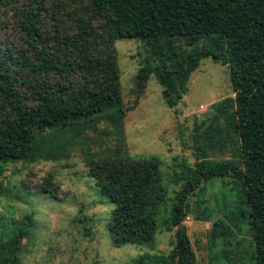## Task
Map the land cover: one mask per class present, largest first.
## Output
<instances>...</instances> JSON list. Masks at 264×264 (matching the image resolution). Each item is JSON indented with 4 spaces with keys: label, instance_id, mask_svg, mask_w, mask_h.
<instances>
[{
    "label": "trees",
    "instance_id": "16d2710c",
    "mask_svg": "<svg viewBox=\"0 0 264 264\" xmlns=\"http://www.w3.org/2000/svg\"><path fill=\"white\" fill-rule=\"evenodd\" d=\"M11 1L0 0V8ZM78 1H90L92 15L80 21L77 34L56 40L58 47L77 54L76 60L50 55L39 13H24L20 23L29 36V50L35 61L27 56L9 60L0 51V176L4 164L11 160L46 154L54 158L64 153L73 135L80 136L82 127L97 123L99 118L114 125L121 133L120 141H125L127 109L122 104L121 70L113 49L117 38L113 32L100 36L93 25L101 10V0ZM210 1L215 6L220 30L210 36L207 32L201 36L194 34L189 50L171 38L150 40L152 54L161 65L143 67L136 76L138 91L143 93L150 76L156 75L164 87L166 104L174 108L189 92L190 77L201 62L212 59L229 67L236 94L234 99L219 105L224 124L212 122L203 133V143L197 141L195 164H179L182 171L176 174L182 188L175 192L170 213V227L176 229L173 253L169 260L144 256L140 264H199L184 225L189 215L197 222L212 221L211 236L226 247H233L237 233L246 225L252 238V262L264 264V0ZM196 8L193 6L192 10ZM181 23L184 26L186 20ZM201 37L208 40L193 47V41L198 43ZM20 61L26 71L53 74L61 79L50 86L21 80L11 71ZM23 87L32 91L22 92ZM225 133L228 137L234 133L233 138L226 140ZM223 140L238 145V159L217 160L209 156L208 150ZM161 167L157 157L135 159L125 154L92 160L89 175L114 206L109 233L116 248L151 245L156 240L161 211L168 201ZM216 178L240 186L234 211L219 218L205 202L197 200L195 210L191 206V199ZM53 185V180L47 181L40 190L55 196ZM16 224L19 227L11 239L6 243L0 241V264H20L22 243L35 226L34 216ZM223 255L232 263L231 254L224 251Z\"/></svg>",
    "mask_w": 264,
    "mask_h": 264
},
{
    "label": "rangeland",
    "instance_id": "374dc122",
    "mask_svg": "<svg viewBox=\"0 0 264 264\" xmlns=\"http://www.w3.org/2000/svg\"><path fill=\"white\" fill-rule=\"evenodd\" d=\"M193 6L197 7L195 11ZM24 13L40 14L42 36L51 56L77 59L70 49L58 47L56 40L79 32L80 21L93 13L90 1L12 0L0 8V51L9 60L27 56L35 61L29 50V36L20 26ZM215 14L210 0H101V10L93 25L100 36L107 37L113 32L117 38L113 49L121 70L122 104L127 109L125 141H120L121 133L114 125L99 118L97 123L82 127L80 136L73 135L65 152L54 158L46 154L4 164L0 176V241L6 243L11 239L19 227L18 221L29 215L35 219L29 237L23 240L20 264H140L144 256L169 260L176 244V229L170 227L172 200L182 188L176 174L182 171L179 164H195L197 141L203 143V133L212 122L224 124L219 105L226 99H234L236 94L229 67L212 59L201 62L190 77L189 92L174 108L166 104L164 87L156 75L150 76L143 93L138 91L136 76L143 67L161 65L152 54L150 40L171 38L189 50L194 34L201 36L207 32L210 36L220 30ZM182 20H186L184 26ZM207 40L201 37L198 43L193 41V47ZM11 71L19 79L41 86H50L61 79L53 74L26 71L21 61ZM21 91L30 93L32 89L23 87ZM233 134L228 137L225 133L224 138L232 139ZM216 138L221 139L220 135ZM208 152L217 160L239 158L238 145L225 140ZM125 154L135 159L157 157L162 162L168 201L151 245L130 244L121 248L113 245L109 225L114 206L89 175L92 160ZM51 180L54 197L40 190ZM236 185L223 178L208 182L204 191L191 199L192 209H196V201L200 200L198 203H207L218 218L226 216L238 202L235 197L240 194V186ZM184 225L199 264H253L252 238L246 225L237 233L233 247L213 239L212 221L197 222L189 215ZM224 251L232 255V263L226 260Z\"/></svg>",
    "mask_w": 264,
    "mask_h": 264
}]
</instances>
